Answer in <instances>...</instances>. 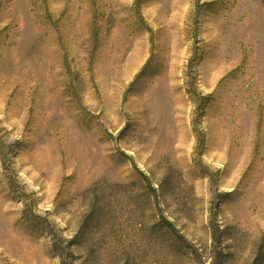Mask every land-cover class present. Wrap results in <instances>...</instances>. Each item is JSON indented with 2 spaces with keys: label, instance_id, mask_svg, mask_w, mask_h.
<instances>
[{
  "label": "rangeland",
  "instance_id": "1",
  "mask_svg": "<svg viewBox=\"0 0 264 264\" xmlns=\"http://www.w3.org/2000/svg\"><path fill=\"white\" fill-rule=\"evenodd\" d=\"M0 264H264V0H0Z\"/></svg>",
  "mask_w": 264,
  "mask_h": 264
},
{
  "label": "trees",
  "instance_id": "2",
  "mask_svg": "<svg viewBox=\"0 0 264 264\" xmlns=\"http://www.w3.org/2000/svg\"><path fill=\"white\" fill-rule=\"evenodd\" d=\"M144 177V179L145 180H149L146 176H143ZM146 196H147V198H150V194H148V195H144V197L146 198ZM142 202L143 201H140V203L142 204ZM141 204H140V206H141ZM140 210V209H139ZM140 211H138V214H140L139 213ZM163 222L165 223V226H163L164 228H167V227H169V228H174V225H173V223L171 222V221H169L168 219H166L165 217H163ZM141 224V223H140Z\"/></svg>",
  "mask_w": 264,
  "mask_h": 264
}]
</instances>
